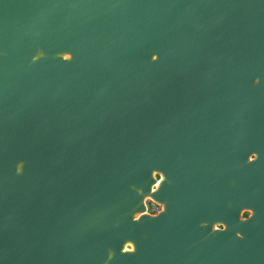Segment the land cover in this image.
I'll return each instance as SVG.
<instances>
[{"label":"water","instance_id":"water-1","mask_svg":"<svg viewBox=\"0 0 264 264\" xmlns=\"http://www.w3.org/2000/svg\"><path fill=\"white\" fill-rule=\"evenodd\" d=\"M0 264H264V0H0Z\"/></svg>","mask_w":264,"mask_h":264},{"label":"rangeland","instance_id":"rangeland-1","mask_svg":"<svg viewBox=\"0 0 264 264\" xmlns=\"http://www.w3.org/2000/svg\"><path fill=\"white\" fill-rule=\"evenodd\" d=\"M145 201L147 203V210L149 211H155L161 206L160 203H158L156 200L152 199L151 197L146 198Z\"/></svg>","mask_w":264,"mask_h":264},{"label":"flooded vegetation","instance_id":"flooded-vegetation-1","mask_svg":"<svg viewBox=\"0 0 264 264\" xmlns=\"http://www.w3.org/2000/svg\"><path fill=\"white\" fill-rule=\"evenodd\" d=\"M247 213V210H242V214H246Z\"/></svg>","mask_w":264,"mask_h":264},{"label":"bare ground","instance_id":"bare-ground-1","mask_svg":"<svg viewBox=\"0 0 264 264\" xmlns=\"http://www.w3.org/2000/svg\"><path fill=\"white\" fill-rule=\"evenodd\" d=\"M146 197H148V196H146Z\"/></svg>","mask_w":264,"mask_h":264}]
</instances>
